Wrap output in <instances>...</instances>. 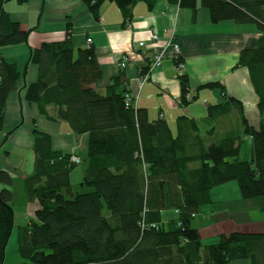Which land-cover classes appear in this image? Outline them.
Wrapping results in <instances>:
<instances>
[{"label": "trees", "instance_id": "obj_1", "mask_svg": "<svg viewBox=\"0 0 264 264\" xmlns=\"http://www.w3.org/2000/svg\"><path fill=\"white\" fill-rule=\"evenodd\" d=\"M10 1L21 5L28 0H0V129L20 76L1 49L26 44L31 30L21 29L11 17L5 8ZM102 1L82 0L96 18ZM113 1L129 20L137 0ZM176 1L195 9L196 0ZM200 4L212 22L252 23L261 30L255 44L243 48L237 59L249 70L258 96L259 128L248 124L239 99L221 91L225 100L209 106L207 115L214 120L235 109L241 132L233 130L206 144L185 116V128L172 136L165 120L150 121L145 108L125 105L123 72L104 93L92 87L101 78V66L91 45L78 48L75 55L69 38L30 48L38 76L24 87V98L37 103L42 113L53 105L58 119L77 135L86 134L82 184L88 189L71 192V154L53 151L49 135L36 132L33 171L24 178L23 189L38 208L19 229L20 264H264V232L233 231L203 245L195 219L201 205L213 203L211 189L231 180L237 181L241 198L255 200L264 210V0ZM179 80L184 106L191 100L185 97L188 74ZM206 85L223 88L217 82ZM243 135L251 136L247 158L241 155ZM0 182L9 184L0 190L2 264L13 227L14 195L4 171ZM167 208L176 215L165 222L161 211Z\"/></svg>", "mask_w": 264, "mask_h": 264}, {"label": "crops", "instance_id": "obj_2", "mask_svg": "<svg viewBox=\"0 0 264 264\" xmlns=\"http://www.w3.org/2000/svg\"><path fill=\"white\" fill-rule=\"evenodd\" d=\"M25 4L26 11H19L14 6L7 11L20 23L21 29H31L27 43L1 49L2 56L14 62L20 73L16 90L7 99L0 129V172L4 171L10 176L12 184L9 188L14 195L11 201L13 231L11 230L7 243L15 233V219L19 215L20 223L16 227L15 241L18 253L19 229L26 225L38 208L37 201L27 199L23 189L24 178L33 171L36 132L49 135L53 151L74 153L81 158V163L75 164L81 169L74 167L70 171V189L72 193L88 189L82 184L86 166L82 162L86 154V134L77 135L68 122L58 119L53 105L48 104L42 113L37 103L28 102L24 98V87L34 82L38 76L37 65L30 60V48H36L42 42L64 41L69 38L75 55L78 48L91 45L101 66V78L92 87L104 93L113 79L123 72L125 94H129V97L137 94L132 97L134 105L145 108L150 121L165 120L172 136L179 135L185 128V116L187 121L194 122L206 144L218 140L222 135H229L233 130L241 132L242 125L235 109L214 120L207 115L209 106L225 100L221 91L239 99L248 124L255 129L259 128L258 96L250 81V72L237 64L240 51L253 46L261 34V30L254 24H239L232 20L212 22L208 9L201 6L200 0H196L195 9L181 7L176 0H137L131 9L132 16L127 21L117 2L113 0L101 2L99 18L94 17L82 0H28ZM150 29L157 34L160 43L171 39L179 45V61L170 55L169 47L161 65L151 67V47L158 43L150 41ZM139 41H143L145 46L140 47ZM127 53L130 57L126 66L121 67L118 64L122 61V55ZM180 61L184 63L183 69H178ZM141 70L144 72L140 74ZM146 71L149 76L140 85V76ZM183 73L188 74L189 93L195 97L184 106L181 105L179 80V75ZM216 82L221 83L223 88L206 85ZM122 85L119 86L121 89ZM243 139L251 142V136L243 135ZM231 184L225 182L213 188L222 191ZM6 186L9 184L0 182V190ZM213 188V203L201 205L195 215L201 244L216 242L220 235L233 231L264 232V214L253 216L248 209L258 208L255 200L238 197L236 201L221 203L220 200H215ZM62 192L66 194L64 189ZM238 203L241 204L237 205ZM164 213L162 210V218ZM175 215V210L172 209V215L168 219ZM8 259L9 264L23 262L20 254L16 261L15 255L8 258L5 247L2 264H6ZM234 264H248V261Z\"/></svg>", "mask_w": 264, "mask_h": 264}, {"label": "rangeland", "instance_id": "obj_3", "mask_svg": "<svg viewBox=\"0 0 264 264\" xmlns=\"http://www.w3.org/2000/svg\"><path fill=\"white\" fill-rule=\"evenodd\" d=\"M12 6H14L15 9H18L19 11H23V10L26 11V4H21L20 5V4H17L15 1L8 2V4L6 5L5 8L6 9H9ZM187 92L189 93V91H187ZM185 97L188 99V97L186 95H185ZM193 97L194 96H192L191 98H193ZM249 142L250 141H244L242 143V145H241L242 146V152H241L242 153L241 154L242 157H245V158L250 157V149H251L250 143L251 142L250 143ZM75 167H76L77 170H80L81 169L79 165L78 166H75ZM82 169H83V164H82ZM228 183L229 184L232 183V184H231V186H228L226 190H223L224 189L223 188L222 191H221V189L216 190L215 188H213V189H215L214 192H213V196H214L215 200H218V201L220 200L221 203L222 202L226 203L229 200L230 201H236L235 199H237L238 197H241L240 189H238V183H237V181L236 180H231ZM78 189H79V187H78ZM84 190H86V189L84 188ZM240 204L241 203H238L237 205H240ZM248 209L251 210L250 212L252 213L253 216L254 215H258L260 213H262V215L264 214V210H258V208H255L253 210L251 208H248ZM164 212H165L164 213L165 215H164V218L163 219L166 222V221H168V218H169L168 216H171L172 215V209H168L167 208V210H164ZM19 223H20V217H19V215H17V217L15 219V228H14L15 229V233L13 232V237H10V239H9L7 245H6V251L8 252V258H10L12 255H15V261L17 259H19L18 246H17V243H15V241H16V230H17L16 227H17V225H19ZM9 263H10V259H8V261H7L6 264H9Z\"/></svg>", "mask_w": 264, "mask_h": 264}, {"label": "built area", "instance_id": "obj_4", "mask_svg": "<svg viewBox=\"0 0 264 264\" xmlns=\"http://www.w3.org/2000/svg\"><path fill=\"white\" fill-rule=\"evenodd\" d=\"M148 32H149L150 41L154 42V43H158V44H154L151 47L152 48L151 52L153 53L151 61H150L151 67L161 65V62L167 56V53H168L167 49L169 47L171 48L170 55L173 58H175L176 61H179L181 54L179 52V45L176 42L172 41L171 39H168L165 42L160 43V40H159L157 34L153 30L150 29ZM87 41H90V39H88ZM139 46L144 47L145 43L143 41H139ZM130 52H132V51H129V53ZM129 53L122 55V61H120L121 67H124L125 63L128 61V59L130 57ZM177 66H178V69H183L184 63H181V61H180V62H178ZM148 76H149L148 71H146L141 78V84L145 80H147ZM185 95L188 97V100L192 99L191 98L192 95L190 93L187 92ZM131 104L134 105L133 98L127 97L126 105H131ZM70 161L74 164H79V163H81V158L77 154L72 153L70 156Z\"/></svg>", "mask_w": 264, "mask_h": 264}, {"label": "bare ground", "instance_id": "obj_5", "mask_svg": "<svg viewBox=\"0 0 264 264\" xmlns=\"http://www.w3.org/2000/svg\"><path fill=\"white\" fill-rule=\"evenodd\" d=\"M88 42H90V41H88ZM118 65H120V63H119ZM120 66H121V65H120ZM125 66H126V65H125ZM125 66H124V67H125ZM143 72H144V71L141 70V71H140V74L143 73ZM141 78H142V77L140 76L139 81H141ZM140 85H141V83H140ZM136 95H137V94L133 95L132 97H136ZM127 97H129V94H126V95H125V105H126V102H127ZM132 97H131V98H132ZM126 106H129V107L134 106V107H136V106L133 105V104H131V105H126Z\"/></svg>", "mask_w": 264, "mask_h": 264}]
</instances>
